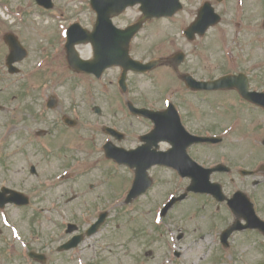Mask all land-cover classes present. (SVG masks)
<instances>
[{
	"label": "rangeland",
	"instance_id": "obj_1",
	"mask_svg": "<svg viewBox=\"0 0 264 264\" xmlns=\"http://www.w3.org/2000/svg\"><path fill=\"white\" fill-rule=\"evenodd\" d=\"M6 1L10 6L0 7V104L5 107V110L0 109V152L2 151L0 160H6L8 166L0 167V178L4 173L14 186L24 189L31 198L30 208L12 209L10 215L21 228L23 235L28 232L27 237L32 238L29 241L34 243V249L46 252L48 258L46 264H264V236L260 233L237 232L228 248L221 245L219 234L233 220L224 203H216L205 195L190 194L187 199L177 203L165 217L161 218L158 215L160 206L170 195L180 193L184 188L182 182L176 180L170 172L154 169L151 172L155 181L152 188L130 204H124L123 197L115 199L125 185V180L122 178L125 175L124 169L103 158L102 151L97 148L102 136L93 135L90 140L88 137L89 131H94L92 123L96 118L101 122L116 125L122 130L129 127L128 122L122 117L125 111L124 96L116 88L118 70L109 71L112 79L106 80L107 88L102 86L103 79L97 80L85 74H78L74 79L65 73V77L59 78V80H67L62 87H53L52 84L41 85L43 79H46L47 70H43V77L42 75L27 77L28 68L33 65L40 53L38 49L40 43L41 46L47 45L46 52L50 55L61 52L62 35H57L56 23L58 28L59 26L64 28L72 21L78 20L86 26L90 21L92 22L93 13L88 5L83 3L84 0H54V11L50 12L58 15L61 7L63 9L60 14L64 11L63 16L58 19L61 23H58L47 13L38 10L31 0ZM182 1L189 12L192 2L199 0ZM15 3L23 5L17 9L25 16L22 13H13L16 9L13 8ZM8 11L12 16L7 13ZM187 12H181L172 20L147 24L133 41L132 55L140 59L157 55L165 57L177 49L194 48L197 49V54L191 49L187 51L191 62L188 61L189 63L180 67V71L193 66L192 68L196 67L199 75H215L221 72L224 66L220 50L226 46L224 41H221L224 37L218 34L216 37L218 41H214L213 34L216 31L212 29L208 33L207 40L204 38L194 42L187 41L182 34V22L189 20ZM138 15V9L133 7L116 18L115 22L119 26H124ZM15 16L28 17L27 22L16 23L13 18ZM156 25H161V28H156ZM8 31L14 32L28 51V56L17 64L20 72L15 75L8 74L4 67V54L7 52L2 34ZM227 34L231 35V33ZM250 37L245 39V42L249 43L248 49L242 50L243 53L247 51L248 55L245 56H249L241 62V66L246 69H249L252 60L264 58V51L257 50H253V55L256 57L252 58L249 48L254 44ZM80 49L84 56H90L87 46ZM86 49L87 53L84 54L83 51ZM62 60L60 58L58 62L50 64V67L60 68V71H53L61 73ZM53 61L57 59L54 58ZM202 68L205 72L201 71ZM154 74H156L154 78L130 75L128 81L131 85L132 98L140 103L143 102L141 101L143 95L163 97L164 90L173 87L175 94L171 95L168 92L164 94V98L183 102L191 112L188 122L193 128L199 127L198 120H195L197 119L195 111L192 112L189 108L197 99L184 87L179 77L174 75L170 66L157 67L154 69ZM54 78L51 74L50 79ZM72 83L74 89L69 86ZM26 86H30L31 89H27L28 93L23 92L25 98L17 97L20 88L24 89ZM103 88L107 91H102ZM50 94H58V107L38 115L37 113L41 112L43 99ZM204 96L205 100H216L219 98L212 97L220 94L205 93ZM220 98L225 102L234 100L231 92ZM215 102L212 103L214 107H216ZM95 105H99L102 110L101 115L96 118L92 111ZM207 106L205 103V109ZM216 109L222 111L220 116L224 115L222 109ZM73 112L77 113V126L66 127L58 124L61 126L57 128L55 123L58 119L60 123L61 115L63 113L71 115ZM225 116L220 127H217L219 122L215 119L213 130L221 129L229 122L231 115ZM254 116L251 119L250 115L243 113L239 125L223 134V142L220 145L211 148L212 150H205V164L216 161L221 153L228 157L227 162L234 167H257L263 162L264 158L260 157L264 156V148L252 143L250 139L254 138L261 144L264 129H257L255 125L264 124V117L259 114ZM131 124V130H136L137 122L131 121ZM39 129H47L48 134L36 137L35 132ZM39 139L41 140L38 141ZM257 158L259 159L256 160ZM75 159L82 160V163L78 165L77 161L73 162ZM72 162L71 167H65ZM31 164H35L37 176L30 174ZM62 173H69L72 178L61 179ZM213 179L223 185L228 195L237 188L245 189L255 197L257 211L264 218L263 177L242 178L230 172L215 173ZM254 179L261 181L257 187L252 184ZM89 184H93L94 187L90 189ZM72 195H76V199L67 202ZM95 205H98V208L109 209L108 221L99 234L88 239L77 250L55 251V246L60 241L56 235L55 224L53 221L46 222L39 209L57 207L49 215L44 213L45 217L52 218L54 215L58 216L60 211H65L62 216L63 223L73 221L81 228L83 223H86V220L81 218L82 212ZM96 211L97 209L89 211L87 220L93 218ZM57 227L59 230L60 227ZM60 232L62 233V229L59 230ZM51 234H55L53 238L50 237ZM7 237L8 232L0 230V251L3 239ZM15 244L16 255L5 259L2 253L0 264H39L31 262L26 257L22 252L25 249L23 244L20 242ZM176 251L179 256L175 255ZM79 255L82 259L78 258Z\"/></svg>",
	"mask_w": 264,
	"mask_h": 264
},
{
	"label": "flooded vegetation",
	"instance_id": "obj_2",
	"mask_svg": "<svg viewBox=\"0 0 264 264\" xmlns=\"http://www.w3.org/2000/svg\"><path fill=\"white\" fill-rule=\"evenodd\" d=\"M252 13H253V18H254V20L255 21H258L259 20V18H260V16H261V12L259 11V10H252ZM200 108H201V110L202 111H198V114H200L201 115V118L200 119H198V120H200V122H201V124L204 126V128H205V103H203L201 106H200ZM143 121H144V123H143V126H145L146 125V122H145V120L144 119H142ZM189 121V119H187V121L186 122H188ZM188 124H189V122H188ZM190 125V124H189ZM191 126V125H190Z\"/></svg>",
	"mask_w": 264,
	"mask_h": 264
},
{
	"label": "water",
	"instance_id": "obj_3",
	"mask_svg": "<svg viewBox=\"0 0 264 264\" xmlns=\"http://www.w3.org/2000/svg\"><path fill=\"white\" fill-rule=\"evenodd\" d=\"M215 186H216V185H215ZM216 187H217V186H216ZM217 189H218V187H217ZM15 194L19 195L18 193L13 192V195H15ZM137 194H138V193H137ZM19 196H20V195H19ZM12 200L15 201V202H17V201H18V197L13 196ZM25 202H26V201H25ZM229 231H230V229L227 230V231L225 232V234H228Z\"/></svg>",
	"mask_w": 264,
	"mask_h": 264
}]
</instances>
